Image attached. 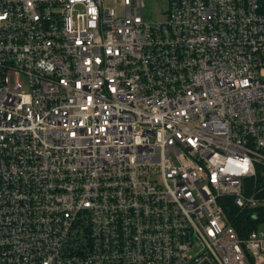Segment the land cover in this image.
I'll return each instance as SVG.
<instances>
[{
	"label": "built area",
	"instance_id": "obj_1",
	"mask_svg": "<svg viewBox=\"0 0 264 264\" xmlns=\"http://www.w3.org/2000/svg\"><path fill=\"white\" fill-rule=\"evenodd\" d=\"M167 1L0 0V264H264V0Z\"/></svg>",
	"mask_w": 264,
	"mask_h": 264
},
{
	"label": "rangeland",
	"instance_id": "obj_2",
	"mask_svg": "<svg viewBox=\"0 0 264 264\" xmlns=\"http://www.w3.org/2000/svg\"><path fill=\"white\" fill-rule=\"evenodd\" d=\"M145 21L164 22L169 4L167 0H143Z\"/></svg>",
	"mask_w": 264,
	"mask_h": 264
},
{
	"label": "trees",
	"instance_id": "obj_3",
	"mask_svg": "<svg viewBox=\"0 0 264 264\" xmlns=\"http://www.w3.org/2000/svg\"><path fill=\"white\" fill-rule=\"evenodd\" d=\"M230 218L233 221L234 228L237 230L240 236L246 234L247 228L245 223V215H238L237 212L232 208L229 212Z\"/></svg>",
	"mask_w": 264,
	"mask_h": 264
}]
</instances>
